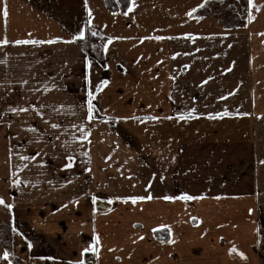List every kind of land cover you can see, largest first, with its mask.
Here are the masks:
<instances>
[{
	"label": "crops",
	"instance_id": "0c3cea01",
	"mask_svg": "<svg viewBox=\"0 0 264 264\" xmlns=\"http://www.w3.org/2000/svg\"><path fill=\"white\" fill-rule=\"evenodd\" d=\"M208 1L0 0V129L35 131L0 152V264H264V0L231 29Z\"/></svg>",
	"mask_w": 264,
	"mask_h": 264
},
{
	"label": "trees",
	"instance_id": "16d2710c",
	"mask_svg": "<svg viewBox=\"0 0 264 264\" xmlns=\"http://www.w3.org/2000/svg\"><path fill=\"white\" fill-rule=\"evenodd\" d=\"M232 1L236 2L243 9L241 15L237 12L236 6L232 4ZM104 3L111 13H124L129 8L130 0H104ZM223 6L225 8L214 15L219 25L225 29H231L245 24L247 18V0H211L196 10L193 16H212V10L218 11ZM93 33L95 32L86 27L84 37L77 39V43L88 57L94 58L101 66H104L105 61L101 55V43L104 42V39L97 33L95 35Z\"/></svg>",
	"mask_w": 264,
	"mask_h": 264
},
{
	"label": "rangeland",
	"instance_id": "374dc122",
	"mask_svg": "<svg viewBox=\"0 0 264 264\" xmlns=\"http://www.w3.org/2000/svg\"><path fill=\"white\" fill-rule=\"evenodd\" d=\"M232 4L236 6L237 12L240 15L243 13V9L239 6L236 2L232 1ZM92 58V57H91ZM94 59V58H93ZM97 61V60H96ZM108 123V122H107ZM111 125L110 123H108ZM20 133L21 135H30L35 136L34 130L28 129H18V130H9V129H0V152H9L12 148V145L9 144L10 138L13 137L14 133ZM13 133V135H11ZM122 139L129 143L128 137L124 135L122 132L119 133ZM21 148H28V152H40L44 151V144L37 143V144H29L23 142L21 144ZM33 148V149H32ZM10 217L8 213L7 206L5 204H0V245L3 247L9 248L11 246V240L13 237L12 231L10 229Z\"/></svg>",
	"mask_w": 264,
	"mask_h": 264
},
{
	"label": "snow or ice",
	"instance_id": "6c2138e0",
	"mask_svg": "<svg viewBox=\"0 0 264 264\" xmlns=\"http://www.w3.org/2000/svg\"><path fill=\"white\" fill-rule=\"evenodd\" d=\"M133 6H134V5H133L132 3L129 4V11H131V8H132ZM248 7H249V8L253 7L252 0H248ZM193 11H195V9H193ZM89 14H90V13H89ZM3 15H4L5 17L7 16V9H6V7L3 9ZM249 18H252V17H251V14H249ZM93 35H95V33H93ZM78 37L81 38V39L84 37V31H83V30H81V31L78 33ZM72 39H73V40L77 39V36H73ZM157 39H159V37H157ZM48 42L51 43V42H53V41H48ZM0 43H8V41H7L6 39H5V40H0ZM14 43H16V44L40 43V41H36V40H16V41H14ZM97 91H99V87H97ZM89 95L91 96L92 94L89 93ZM93 108H94V106L92 105L91 100H89V102H88V117H89V118H91V116H92ZM13 111H15V109H13ZM225 114L227 115L228 113H225ZM180 118H181V119H184L183 116H181ZM153 119H155V117H153ZM69 160H71V157H69ZM67 166H69V165H65V167H67ZM13 183H16V181H14ZM176 198H177V197H175V196H165V197H164L165 200H174V199H176ZM194 198H195V197H192V196L187 195V194H183V195H181V196L179 197V199H182V200H191V199H194ZM120 199L131 200L133 203H135L136 201L145 200V199H151V197H150V196H131V197H124V198H120ZM3 203H4L3 199L0 198V204H3ZM109 203H111V201H109ZM6 206H7L9 209L12 208V205H11V204H8V205H6ZM169 235H171V232H169ZM169 242L171 243L172 241H169ZM92 250L95 251V249H92ZM84 251L87 252V251H89V249H88V248H85ZM231 251H235V249H232ZM8 255H9V254H8L7 252L4 253L3 258H4V259H7V258H8ZM241 255H243V254L241 253ZM9 264H11V262H9ZM80 264H84V262L81 261Z\"/></svg>",
	"mask_w": 264,
	"mask_h": 264
},
{
	"label": "built area",
	"instance_id": "2783aa9c",
	"mask_svg": "<svg viewBox=\"0 0 264 264\" xmlns=\"http://www.w3.org/2000/svg\"><path fill=\"white\" fill-rule=\"evenodd\" d=\"M84 261H85V262H91V261H92V258L86 256V257L84 258Z\"/></svg>",
	"mask_w": 264,
	"mask_h": 264
}]
</instances>
